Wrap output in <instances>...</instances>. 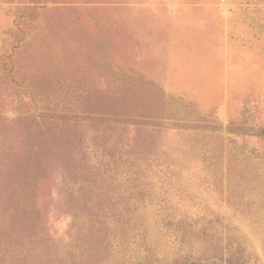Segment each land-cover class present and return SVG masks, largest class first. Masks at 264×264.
I'll return each instance as SVG.
<instances>
[{
  "label": "rangeland",
  "instance_id": "rangeland-1",
  "mask_svg": "<svg viewBox=\"0 0 264 264\" xmlns=\"http://www.w3.org/2000/svg\"><path fill=\"white\" fill-rule=\"evenodd\" d=\"M0 264H264V0H0Z\"/></svg>",
  "mask_w": 264,
  "mask_h": 264
}]
</instances>
